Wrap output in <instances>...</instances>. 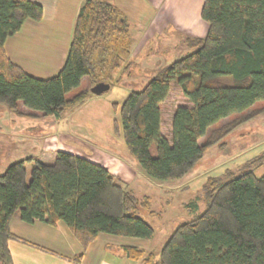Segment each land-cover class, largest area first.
I'll return each mask as SVG.
<instances>
[{
    "label": "trees",
    "instance_id": "trees-1",
    "mask_svg": "<svg viewBox=\"0 0 264 264\" xmlns=\"http://www.w3.org/2000/svg\"><path fill=\"white\" fill-rule=\"evenodd\" d=\"M200 16L207 33L183 39L190 52L113 104L121 122L114 121L115 134L158 181L185 178L208 149L264 114V106L243 113L264 100V0H202ZM43 17V6L33 0H0V102L17 115L59 118L91 96L81 84L101 81L97 63L108 59L112 43L130 45V22L108 0H84L64 67L41 79L11 61L5 41L26 19ZM173 86L187 103L174 111L169 138L161 128L162 103ZM234 113L242 114L209 130ZM202 189L205 208L184 203L195 216L177 225L160 251L125 246L124 254L143 264H264V174L249 169L231 178L224 172ZM149 205V197H137L87 157L66 150L51 162L27 156L0 174V264H13L8 243L15 215L29 223L65 222L86 251L100 233L152 240L155 229L140 216Z\"/></svg>",
    "mask_w": 264,
    "mask_h": 264
},
{
    "label": "rangeland",
    "instance_id": "rangeland-1",
    "mask_svg": "<svg viewBox=\"0 0 264 264\" xmlns=\"http://www.w3.org/2000/svg\"><path fill=\"white\" fill-rule=\"evenodd\" d=\"M171 20L158 19L148 29L143 23L132 22L130 45L126 41L112 43L106 56L108 59L97 63L98 78L109 83L110 89L101 95L92 94V102L69 109L59 118L41 114L17 115L0 102V174L29 152L45 160L54 159L58 146L50 148L48 142L52 141L63 143V150L74 151L88 159L100 161L101 155H112L119 164H127L126 174L132 177L134 194L150 199L149 208H141L140 216L155 229L152 239L155 250L166 243L177 225L195 216L184 203L196 201L201 211L205 208L202 188L209 177L222 176L226 172L232 178L249 169H255L258 177L264 174V114L245 122L208 149L192 172L181 180L158 181L147 176L130 157L122 136L115 134L114 121L121 122L119 108L115 111L113 104H122L133 90L142 89L160 69L190 52L181 41L197 36L192 29L197 24L194 25L191 18ZM200 20L207 25L202 18ZM204 35L206 33L201 36ZM88 86L92 87L84 78L81 87ZM186 103L180 88L173 86L162 103L161 128L165 136H171L174 111ZM261 106H264V100L243 113ZM21 109L27 111L24 107ZM241 114H231L209 130L221 127ZM150 210L156 214H150Z\"/></svg>",
    "mask_w": 264,
    "mask_h": 264
},
{
    "label": "crops",
    "instance_id": "crops-1",
    "mask_svg": "<svg viewBox=\"0 0 264 264\" xmlns=\"http://www.w3.org/2000/svg\"><path fill=\"white\" fill-rule=\"evenodd\" d=\"M33 1L43 6L44 17L41 20L26 19L22 28L6 39L5 50L12 62L37 78L46 79L56 75L65 65L76 18L84 0ZM108 1L114 3L127 16L130 22V35L133 30L132 22L143 23L148 29L158 19L187 21L190 18L194 25L197 24L192 28L195 35L201 37L207 33V25L200 20L202 0ZM184 7L187 8L184 9ZM144 27L141 28L144 29ZM93 98L90 96L85 102L90 103ZM53 145L58 146L57 151L64 148L63 143L59 141L48 142L50 148H53ZM29 153L27 156H36L46 162L54 160L53 157L45 160L38 154ZM99 158L100 161L94 158L89 159L100 162L132 188V177L126 174L127 164H119L117 162L119 160L109 154H103ZM10 231L12 236L8 244L13 264H143L141 261L129 259L124 254L123 248L134 246L158 252L163 247L155 250L153 240L100 233L88 249L83 251L81 244L65 222L58 221L53 225L36 220L29 223L22 220L19 215L11 219Z\"/></svg>",
    "mask_w": 264,
    "mask_h": 264
},
{
    "label": "water",
    "instance_id": "water-1",
    "mask_svg": "<svg viewBox=\"0 0 264 264\" xmlns=\"http://www.w3.org/2000/svg\"><path fill=\"white\" fill-rule=\"evenodd\" d=\"M109 89H110V84L104 80H101V81L96 82L94 85H92L90 91L94 95H101L105 93L106 91H108Z\"/></svg>",
    "mask_w": 264,
    "mask_h": 264
}]
</instances>
